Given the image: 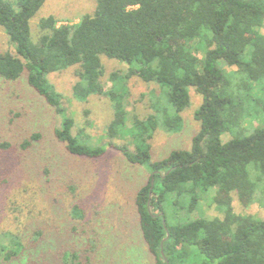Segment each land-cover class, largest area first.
I'll return each instance as SVG.
<instances>
[{"label": "trees", "instance_id": "16d2710c", "mask_svg": "<svg viewBox=\"0 0 264 264\" xmlns=\"http://www.w3.org/2000/svg\"><path fill=\"white\" fill-rule=\"evenodd\" d=\"M45 2L0 0V28L15 52L0 53V76L17 81L26 75L61 118L54 136L70 155L98 159L112 149L145 167L149 178L137 191L135 206L143 241L157 264H186L193 249L203 257L199 264H264V220L237 214L232 206L234 195L246 207L253 204L264 183V123L248 133L249 118L264 119V0H96L94 13L78 23L42 18L34 39L31 20ZM102 55L127 66L124 77L111 74L109 90L102 83ZM73 67H78L77 100L97 95L111 102L114 119L103 145H95L85 128L73 133L76 122L49 81L51 74ZM133 76L158 84L165 96L145 119L129 120L125 108V84ZM191 88L202 97L191 150L153 161L150 141L160 127L181 131ZM224 133L233 139L223 143ZM39 138L33 135L23 148ZM199 190H215L212 204L224 217L170 222L171 211L185 217L198 208ZM72 214L83 216L78 206ZM26 251L18 234L0 235L4 264ZM91 254L66 250L60 264H84L82 258L86 264Z\"/></svg>", "mask_w": 264, "mask_h": 264}, {"label": "rangeland", "instance_id": "374dc122", "mask_svg": "<svg viewBox=\"0 0 264 264\" xmlns=\"http://www.w3.org/2000/svg\"><path fill=\"white\" fill-rule=\"evenodd\" d=\"M95 9L96 0H46L31 20L34 39L42 18L55 16L78 23ZM261 32L264 34V27ZM5 51L15 53L8 35L0 28V53ZM101 60L102 83L109 90L111 74L124 77L127 66L104 55ZM77 68L53 73L49 81L62 93L63 106L76 122L73 133L85 128L95 145H103L108 142L107 127L114 119L111 102L97 95L84 102L77 100L73 94L79 80ZM125 85L129 120L134 116L147 118L155 112L153 106L165 100L156 83L133 76ZM190 95L191 105L182 113L181 131L168 133L161 127L156 130L150 141L153 161L166 158L174 150H191L200 130L194 114L202 97L193 88ZM249 120L248 133L264 123L263 118ZM61 122L53 108L29 86L26 75L17 81L0 76V235L12 231L27 246L24 258L21 256L13 264H60L64 251L85 249L92 252L86 264H157L143 241L135 206L137 191L149 178L145 167L130 164L112 149L98 159L70 155L54 136ZM33 135H39V140L24 149V142ZM232 139L230 133L221 137L223 143ZM115 142L124 144L126 140L117 138ZM199 192L203 199L194 212L176 217L171 211L169 221L223 218L224 214L212 204L215 190ZM76 206L82 210V217L72 214ZM232 206L237 214L264 220V183L253 204L246 207L234 195ZM91 243L92 249L88 246ZM84 259L81 262L85 264ZM202 261L203 257L193 249L186 264ZM0 264H4L2 260Z\"/></svg>", "mask_w": 264, "mask_h": 264}, {"label": "water", "instance_id": "95a60500", "mask_svg": "<svg viewBox=\"0 0 264 264\" xmlns=\"http://www.w3.org/2000/svg\"><path fill=\"white\" fill-rule=\"evenodd\" d=\"M152 183H153V180H152ZM164 252H163V250H162V254H163Z\"/></svg>", "mask_w": 264, "mask_h": 264}]
</instances>
